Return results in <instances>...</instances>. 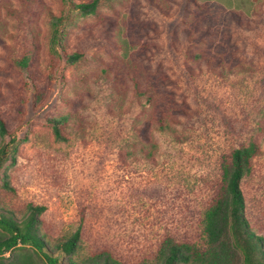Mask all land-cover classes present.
<instances>
[{
    "label": "rangeland",
    "instance_id": "374dc122",
    "mask_svg": "<svg viewBox=\"0 0 264 264\" xmlns=\"http://www.w3.org/2000/svg\"><path fill=\"white\" fill-rule=\"evenodd\" d=\"M97 2L69 30L68 53L81 57L67 64L50 47L62 0H0L9 131L0 146L16 140L0 168V208L21 218L28 204L43 206L51 247L79 227L84 255L106 248L125 263L150 260L165 235L199 238L221 157L255 140L261 152L241 189L251 230L264 237V0ZM147 95L155 103L144 108ZM167 97L186 111L175 131H153L146 156L134 126ZM62 115L63 140L47 122ZM15 255L43 263L32 249Z\"/></svg>",
    "mask_w": 264,
    "mask_h": 264
},
{
    "label": "trees",
    "instance_id": "16d2710c",
    "mask_svg": "<svg viewBox=\"0 0 264 264\" xmlns=\"http://www.w3.org/2000/svg\"><path fill=\"white\" fill-rule=\"evenodd\" d=\"M64 7L59 15L50 16V47L60 50L67 64L77 62L81 54L68 53V33L81 18L94 15L97 0L76 2L62 0ZM142 92L135 87V96ZM150 96L144 99V108L154 105ZM182 106H176L167 97L162 100V110L156 117H144L134 126L135 137L141 140L138 151L151 156L156 142L153 131L173 132L177 113H185ZM54 136L65 139L66 117L47 119ZM9 135L5 121L0 118V137ZM16 140L11 137L8 143L0 146V168L12 158ZM260 146L255 140L233 149L223 155L220 161V177L215 192L205 206L201 218L200 236L196 240H177L165 235L158 243L153 257L138 263H125L114 256L109 249H102L84 255L80 244L81 233L78 227L72 234L50 246L39 227L38 215L43 206L28 204L24 216L17 218L10 211L0 208V264H31L28 259H20L15 251L32 249L42 264H264V237L256 235L245 215V198L241 189L243 180L253 172L254 159L260 154ZM4 188L11 189L8 181ZM9 253L7 257L5 254ZM58 253L63 259L59 260ZM25 257H28L26 254Z\"/></svg>",
    "mask_w": 264,
    "mask_h": 264
}]
</instances>
